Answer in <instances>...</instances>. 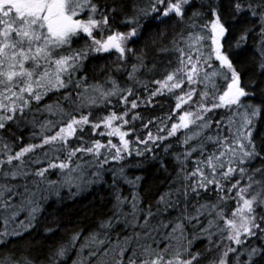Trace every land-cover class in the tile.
<instances>
[{
  "label": "snow or ice",
  "instance_id": "6c2138e0",
  "mask_svg": "<svg viewBox=\"0 0 264 264\" xmlns=\"http://www.w3.org/2000/svg\"><path fill=\"white\" fill-rule=\"evenodd\" d=\"M0 264H264V0H0Z\"/></svg>",
  "mask_w": 264,
  "mask_h": 264
},
{
  "label": "trees",
  "instance_id": "16d2710c",
  "mask_svg": "<svg viewBox=\"0 0 264 264\" xmlns=\"http://www.w3.org/2000/svg\"><path fill=\"white\" fill-rule=\"evenodd\" d=\"M251 43V41H250ZM141 44L142 42H138L136 44H133V45H130L131 47H135V48H140L141 47ZM115 59L114 55L112 57H108L106 54L104 55V58L103 59H100V58H96L94 60H92L90 63H89V68H91L93 65H99V64H103L105 63V61H111ZM25 142H28V134L25 133ZM84 203H87V201H84ZM80 208V204H76V205H73V206H70L68 211L72 212L73 213V218H78L76 216V210H78Z\"/></svg>",
  "mask_w": 264,
  "mask_h": 264
}]
</instances>
